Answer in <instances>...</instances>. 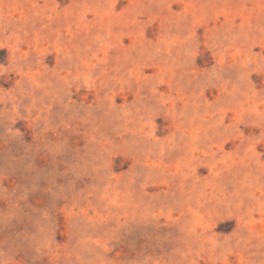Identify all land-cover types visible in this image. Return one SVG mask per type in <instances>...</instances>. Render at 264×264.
<instances>
[{"label":"rangeland","instance_id":"rangeland-1","mask_svg":"<svg viewBox=\"0 0 264 264\" xmlns=\"http://www.w3.org/2000/svg\"><path fill=\"white\" fill-rule=\"evenodd\" d=\"M0 264H264V0H0Z\"/></svg>","mask_w":264,"mask_h":264}]
</instances>
